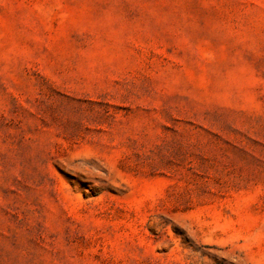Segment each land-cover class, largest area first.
Listing matches in <instances>:
<instances>
[{"label": "rangeland", "instance_id": "374dc122", "mask_svg": "<svg viewBox=\"0 0 264 264\" xmlns=\"http://www.w3.org/2000/svg\"><path fill=\"white\" fill-rule=\"evenodd\" d=\"M0 264H264V0H0Z\"/></svg>", "mask_w": 264, "mask_h": 264}]
</instances>
